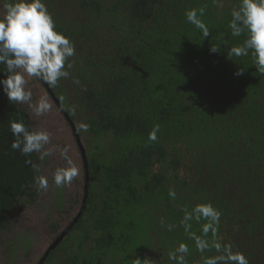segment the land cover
<instances>
[{
  "label": "trees",
  "instance_id": "16d2710c",
  "mask_svg": "<svg viewBox=\"0 0 264 264\" xmlns=\"http://www.w3.org/2000/svg\"><path fill=\"white\" fill-rule=\"evenodd\" d=\"M79 4L91 10L85 23L56 30L72 42L81 35L68 61L88 110L85 133L94 140L85 149L88 192L79 217L84 194L78 203L71 199L69 207L79 204V210L42 264H136L138 258L139 264H175L168 253L180 242L190 249L186 264H201L179 222L183 208L209 202L222 213V242L244 253L249 264H264V76L251 54L227 56L245 39L233 37L228 27L238 0H225L223 9L212 0ZM201 7L199 18L211 33L205 39L184 15ZM48 87L74 122L58 85ZM12 120L32 130L26 110L9 102L0 87V232L22 200L35 204L39 194L34 177L40 171L25 163L37 165L38 156L11 148ZM156 126L157 140L150 141ZM82 174L84 182L83 168ZM162 219L175 226L172 231L161 227ZM190 223L201 235L205 221ZM51 231L52 241L62 233L57 224Z\"/></svg>",
  "mask_w": 264,
  "mask_h": 264
},
{
  "label": "clouds",
  "instance_id": "9594fccd",
  "mask_svg": "<svg viewBox=\"0 0 264 264\" xmlns=\"http://www.w3.org/2000/svg\"><path fill=\"white\" fill-rule=\"evenodd\" d=\"M218 9L225 7V0H212ZM3 14L0 15V64L6 66V71L0 77V87L9 102L14 104L27 103L29 109L36 115L42 116L51 111L53 105L47 96H42L36 103H32V91L26 89L28 78H36L50 87H56L58 81L69 77L66 70V61L76 55L75 44L62 32L56 30L55 21L48 11L44 0H9L3 3ZM205 8L188 9L184 15L186 21L198 29L205 38L210 36V29L199 17L203 16ZM231 19L228 27L233 37L245 36L242 44L233 46L228 52L230 57H244L251 54L256 71L264 76V0H238L236 7L230 10ZM219 48L211 46L212 52ZM72 64L68 63L67 68ZM243 73L242 68L236 75ZM74 83L79 84L78 79ZM9 130L14 137L11 148L18 150L22 156L39 153V159L44 160L52 154V149L45 146L51 143V133L46 130H30L23 120L9 122ZM79 130L87 132L88 125L81 123ZM159 126H156L148 135L150 141L157 140ZM69 147L60 148V155L67 162V167H58L52 178L57 188L70 185L79 175V168L68 155ZM26 164L39 173L38 165L32 164L30 159ZM38 190H47L48 178L45 175L34 177ZM170 197L176 196L170 191ZM183 217L179 222L188 238L194 241L195 248L200 253L201 264H249V260L239 250L233 251L231 243L222 242L219 237L221 211L212 203H198L189 210L182 209ZM205 221L200 227L201 235L191 231L190 221L199 223ZM161 227L172 231V224H165L162 219ZM211 233V239H208ZM214 250V255H205ZM190 254L187 243L180 242L176 248L168 253V259L175 264H186ZM136 264H139V258Z\"/></svg>",
  "mask_w": 264,
  "mask_h": 264
},
{
  "label": "rangeland",
  "instance_id": "374dc122",
  "mask_svg": "<svg viewBox=\"0 0 264 264\" xmlns=\"http://www.w3.org/2000/svg\"><path fill=\"white\" fill-rule=\"evenodd\" d=\"M79 1H45L56 27L70 22H73L74 25H77L79 22L85 23L91 10L88 7L83 10L80 7ZM99 1L106 4L108 0ZM3 11L4 9L0 0V13ZM80 38L81 35H78L74 42ZM75 48H77L76 43ZM68 63L72 64V61H66L65 65L70 75L58 81L59 89L57 88V93L66 100L67 108L75 116L73 124L80 136L82 146L90 150L93 147L94 140L88 137L84 131L79 130V125L84 123L88 110L81 99V85L74 83V79H76L74 71L72 67L67 68ZM26 89L32 91V103H36L42 96H47L49 102L53 105L50 112L42 116H36L29 109L27 103L19 104L26 110L32 123V130H46L51 133V143L45 147L52 149V154L44 160H40V154L35 152L38 156L37 165L40 175H45L48 178L49 187L47 190H39L35 204L22 200L9 214L7 227L0 232V264H37V261L56 236L51 231V225L57 224L58 232L66 228L79 210V204L69 207V203L71 199L76 200L77 203L80 202L83 192L80 152L65 118L40 83L35 81L34 78H28ZM64 146L69 147L68 155L80 171L79 175L70 185L57 188L54 184L52 173L58 167L68 166L67 162L60 155V148ZM55 201L58 205L55 204ZM54 262L52 264L59 263L58 260Z\"/></svg>",
  "mask_w": 264,
  "mask_h": 264
},
{
  "label": "water",
  "instance_id": "95a60500",
  "mask_svg": "<svg viewBox=\"0 0 264 264\" xmlns=\"http://www.w3.org/2000/svg\"><path fill=\"white\" fill-rule=\"evenodd\" d=\"M41 85L45 86L47 93L49 94L50 98L53 100V102L55 103V105L58 107V109L60 110L61 114L63 115V117L65 118L69 128L71 129L72 135L78 145V149L80 152V157H81V163H82V168L85 172L84 174V182H83V199H82V207L81 210L78 214L77 217H79L80 213L83 211L84 205H85V201H86V197H87V192H88V172H87V161H86V156H85V148L82 146L80 138L77 134V130L75 128V125L73 124V122L69 119V117L67 116V114L64 112V110L61 108V106L59 105L57 99L54 97L53 93L51 92V90L49 89V87L47 86L46 83H44L43 81H41ZM74 220V222H76L77 220ZM71 225H69L64 231H62V233L60 234V236L58 238H56V240L46 249L43 257L41 258L39 264H42L43 261L48 257L49 253L51 251H53L56 246L58 245V243H60L66 236L67 231L70 229Z\"/></svg>",
  "mask_w": 264,
  "mask_h": 264
},
{
  "label": "flooded vegetation",
  "instance_id": "af4514ba",
  "mask_svg": "<svg viewBox=\"0 0 264 264\" xmlns=\"http://www.w3.org/2000/svg\"><path fill=\"white\" fill-rule=\"evenodd\" d=\"M55 237H56V236H55ZM53 242H54V241H52L51 244H52ZM51 244H50V245H51ZM50 245H49V246H50ZM49 246H48V247H49ZM45 251H46V250H45Z\"/></svg>",
  "mask_w": 264,
  "mask_h": 264
}]
</instances>
